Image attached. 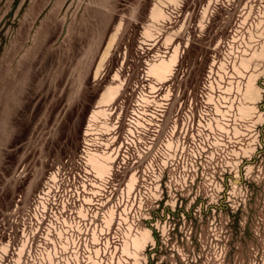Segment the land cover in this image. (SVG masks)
Instances as JSON below:
<instances>
[{"label":"rangeland","instance_id":"obj_1","mask_svg":"<svg viewBox=\"0 0 264 264\" xmlns=\"http://www.w3.org/2000/svg\"><path fill=\"white\" fill-rule=\"evenodd\" d=\"M0 264H264V0H0Z\"/></svg>","mask_w":264,"mask_h":264},{"label":"crops","instance_id":"obj_2","mask_svg":"<svg viewBox=\"0 0 264 264\" xmlns=\"http://www.w3.org/2000/svg\"><path fill=\"white\" fill-rule=\"evenodd\" d=\"M168 61H170V59L169 60H167V61H165V62H168ZM177 63V62H176ZM171 76V74H169V75H167L166 77H164L163 79H160L161 81H165L167 78H169Z\"/></svg>","mask_w":264,"mask_h":264}]
</instances>
